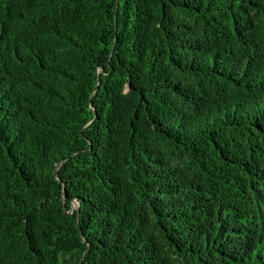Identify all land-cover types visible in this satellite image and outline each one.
Listing matches in <instances>:
<instances>
[{
	"label": "trees",
	"instance_id": "1",
	"mask_svg": "<svg viewBox=\"0 0 264 264\" xmlns=\"http://www.w3.org/2000/svg\"><path fill=\"white\" fill-rule=\"evenodd\" d=\"M0 264H264V0H0Z\"/></svg>",
	"mask_w": 264,
	"mask_h": 264
}]
</instances>
